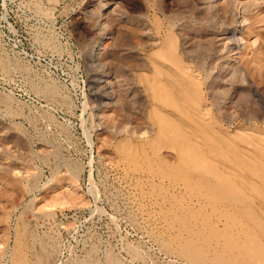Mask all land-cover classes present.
Masks as SVG:
<instances>
[{"label": "rangeland", "instance_id": "374dc122", "mask_svg": "<svg viewBox=\"0 0 264 264\" xmlns=\"http://www.w3.org/2000/svg\"><path fill=\"white\" fill-rule=\"evenodd\" d=\"M0 59V264H264V0H0Z\"/></svg>", "mask_w": 264, "mask_h": 264}, {"label": "bare ground", "instance_id": "6f19581e", "mask_svg": "<svg viewBox=\"0 0 264 264\" xmlns=\"http://www.w3.org/2000/svg\"><path fill=\"white\" fill-rule=\"evenodd\" d=\"M99 42V41H98ZM97 42V43H98ZM100 43V42H99ZM96 44V43H95ZM53 45V44H52ZM99 45V44H98ZM97 45V46H98ZM101 45H102V43H101ZM100 45V46H101ZM96 48V47H95ZM99 49V48H98ZM97 49V50H98ZM94 52V51H93ZM91 53V52H90ZM96 53V52H95ZM92 55H93V53H92ZM91 55V56H92ZM96 55H97V53H96ZM90 58V57H89ZM1 60V59H0ZM228 62V61H227ZM5 66V65H4ZM3 67V66H2ZM6 67V66H5ZM163 67V66H162ZM189 67V66H188ZM228 67V66H227ZM19 69V68H18ZM162 71V70H161ZM171 71V70H170ZM187 71V70H186ZM193 72V71H192ZM186 90V89H185ZM193 91V90H192ZM175 93V92H174ZM184 94V93H183ZM191 97V96H190ZM178 99V98H177ZM181 100V99H180ZM203 102V101H202ZM196 104V103H195ZM187 105V104H186ZM197 105V104H196ZM197 107V106H196ZM167 113V112H166ZM184 123V122H183ZM156 127V126H155ZM170 129V128H169ZM168 129V130H169ZM238 129V128H237ZM170 131V130H169ZM186 131V130H185ZM145 134V133H144ZM263 134V133H262ZM264 135V134H263ZM226 136V135H225ZM185 137V136H184ZM212 158V157H211ZM216 159V158H215ZM222 164V163H221ZM124 165V164H123ZM122 167V166H121ZM228 167V166H227ZM221 168V167H220ZM227 171H229V170H227ZM139 172V171H138ZM228 173V172H227ZM230 175V174H229ZM161 178V177H160ZM194 178V177H193ZM233 178V177H232ZM236 180V179H235ZM237 181V180H236ZM137 183V182H136ZM169 184H170V182H169ZM132 185V184H131ZM241 185V184H240ZM148 186V185H147ZM150 186V185H149ZM166 186V185H165ZM173 188V187H172ZM145 191V190H144ZM173 191V190H172ZM175 192V191H174ZM147 193V192H146ZM248 194V193H247ZM178 196V195H177ZM204 196V195H203ZM121 197V196H120ZM160 197V196H159ZM161 198V197H160ZM169 198V197H168ZM166 202V201H165ZM139 204V203H138ZM137 206V205H136ZM189 207V206H188ZM138 209V208H137ZM188 211V210H187ZM179 214V213H178ZM136 219V218H135ZM187 221V220H186ZM138 222V221H137ZM153 222H154V220H153ZM155 223H153V225H154ZM162 225V224H161ZM158 230V229H157ZM167 232V231H166ZM173 233V232H172ZM184 234V233H183ZM163 237V236H162ZM158 238V237H157ZM163 241V240H162ZM161 242V241H160ZM170 248V247H169ZM191 249V248H190ZM178 254V253H177Z\"/></svg>", "mask_w": 264, "mask_h": 264}]
</instances>
